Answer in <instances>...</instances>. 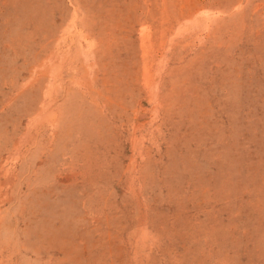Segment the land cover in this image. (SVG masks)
I'll return each instance as SVG.
<instances>
[{"label": "rangeland", "instance_id": "1", "mask_svg": "<svg viewBox=\"0 0 264 264\" xmlns=\"http://www.w3.org/2000/svg\"><path fill=\"white\" fill-rule=\"evenodd\" d=\"M0 264H264V0H0Z\"/></svg>", "mask_w": 264, "mask_h": 264}]
</instances>
